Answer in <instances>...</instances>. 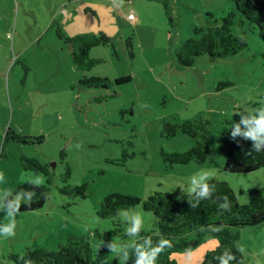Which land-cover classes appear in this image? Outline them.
Segmentation results:
<instances>
[{
	"label": "rangeland",
	"instance_id": "obj_1",
	"mask_svg": "<svg viewBox=\"0 0 264 264\" xmlns=\"http://www.w3.org/2000/svg\"><path fill=\"white\" fill-rule=\"evenodd\" d=\"M232 10L229 0H124L122 6L120 0H0V150L6 155L0 158V190L15 192L32 178L26 173L35 171L22 167L23 157L37 159L49 172L35 173L48 187L44 206L19 212L16 235L0 237V264H15L11 255L37 248L58 251L73 235L88 237L108 264H124L102 247V241L124 242L109 235L115 223L126 229L121 218L98 217L103 198L120 193L145 200L155 191L172 193L201 169L227 182L238 201L247 203L246 194L264 183V168L223 172L218 142L235 111L264 105V45L238 15L232 32L248 41L239 54L202 55L188 68L176 59L182 42L197 37L195 27L219 24ZM100 33L112 43L92 49L89 69L75 65L73 46L65 38ZM84 76L107 78L112 86L84 89L79 84ZM123 77L130 81L115 84ZM199 118L210 123L206 163L167 168L161 153L187 152L194 140L181 132L166 139L163 121ZM7 133L29 142L8 139ZM66 167L67 184L85 185L86 198L60 192ZM129 210L142 215L145 230L157 231L154 216L141 205ZM8 222L0 211V224ZM231 231L239 236L237 246L246 249L243 264H264V223ZM216 240L199 239L190 255L182 251L172 258L200 264Z\"/></svg>",
	"mask_w": 264,
	"mask_h": 264
},
{
	"label": "trees",
	"instance_id": "obj_2",
	"mask_svg": "<svg viewBox=\"0 0 264 264\" xmlns=\"http://www.w3.org/2000/svg\"><path fill=\"white\" fill-rule=\"evenodd\" d=\"M232 3L233 10L228 12L218 24L212 22L207 28L193 29L197 37H191L182 42L177 52V64L181 68L191 67L196 59L202 55L211 58L224 59L229 56L239 54L248 47L247 36L245 34L236 36L232 32L235 20L238 15L241 16L240 24L245 21L252 26L251 30L257 31L259 38L264 45V0H229ZM59 38L63 35L57 33ZM243 37V40H241ZM131 38L126 43L128 47H132ZM68 44L73 46L72 59L75 65L83 69H89L94 63L90 59V52L98 46H107L112 41L104 33L98 35H79L74 38H65ZM130 55H132L130 53ZM130 81L129 77L118 78L115 84H124ZM79 84L84 89H105L108 90L112 83L107 78L101 77H82ZM239 121V116L232 115L230 120L225 122L229 130L223 132L219 138L218 151L224 157L223 172L227 174H249L264 168V152L251 155L247 153L251 149V142L237 138L235 141L230 136V125ZM209 121L199 118L193 121H185L177 124L164 120L162 123V136L166 139L174 138L179 132L194 140V146L187 152L165 153L161 156L167 168L177 165H203L207 161L206 149L209 146L210 138L208 135ZM9 134V137H8ZM8 139L17 140L24 144L28 143L27 137H21L14 133L6 134ZM7 139V140H8ZM6 157L3 149L0 150V158ZM125 158V156H124ZM22 167L25 170L32 169L35 173L42 172L45 176H49L48 170L37 160L33 158L23 157L21 159ZM70 177V169L66 167L65 173L62 175L64 185L60 192L69 196L71 199L79 197L86 198V186L72 187L67 184ZM50 183V180H48ZM210 183L216 185L215 195H227L231 201V212L220 214L218 204L213 200H205L196 208H192L188 203L190 197L183 193L181 188H177L172 193H161L155 191L145 200H141L135 196L120 193H111L103 198L100 210L97 212L99 218L113 219L117 218L116 212L121 207L128 209L142 206L144 212L151 213L155 219L157 231L141 230L142 236H151L153 240L159 239L161 236L168 238L172 247L166 249L158 258L157 264H178L172 258L173 254L180 253L186 249H194L199 239L207 237H216L219 239L221 247L215 248V251L209 250L203 256V264H218L212 260V257L219 255L224 250V246H228L237 259H242L236 252L238 234L231 231L232 228L254 227L264 223V183L260 188H253L246 194L247 203L241 204L234 190L225 181L212 179ZM29 188L28 182L19 186L16 191ZM39 199H34L31 206L22 205L20 212L35 211L41 209L47 199L48 187L41 185L34 189ZM240 193H244L242 190ZM208 226H222V231L215 233L207 229ZM126 229L120 223H115L109 235L117 237L124 242L128 241L125 235ZM195 232L193 238H188L190 233ZM31 258L35 264H108L107 258L101 249L95 251L88 237L70 236L66 243L63 244L58 251H48L45 248H37L29 250L23 255ZM21 255L13 254L11 258L14 262L18 261ZM127 264H133V258L130 257ZM234 264V262H233Z\"/></svg>",
	"mask_w": 264,
	"mask_h": 264
},
{
	"label": "clouds",
	"instance_id": "obj_3",
	"mask_svg": "<svg viewBox=\"0 0 264 264\" xmlns=\"http://www.w3.org/2000/svg\"><path fill=\"white\" fill-rule=\"evenodd\" d=\"M124 0H120L122 6ZM243 40V37H241ZM239 116V121L230 125V136L235 141L240 138L244 141L251 142V149L247 153L264 152V105L260 107L245 108L237 110L233 113ZM80 145H77L79 148ZM32 178L28 180L29 188H24L16 192L8 189L0 190V211L5 214L8 223L0 224V237L10 238L16 235V216L19 214L21 206L30 207L34 199H39L35 188L43 184L42 174L26 173ZM213 179V173L209 170L201 169L190 178L189 184L182 189L190 197L188 203L192 208H196L202 201L213 200L218 204L220 214L231 212L232 204L227 195L218 196L216 193V185L210 183ZM4 181V174L0 172V182ZM117 218H121L126 224L125 235L129 238L127 242L102 241V247L106 248L110 254L121 259L127 264L130 257L133 258V264H157L160 255L168 248L172 247L171 241L161 236L157 240H153L151 236H142L141 230L144 226V219L139 212L131 211L126 207H121L116 212ZM203 230L219 233L222 226H208ZM216 247H221L219 239L216 240ZM235 253H239L241 258L247 255L244 246H236ZM191 249H186L182 255H190ZM215 251V249H212ZM206 255V254H205ZM212 260L218 264H242V259H237V255L228 247L224 246V250L212 257ZM15 264H35L26 254L18 257ZM200 264H203L201 257ZM211 264V262H210ZM258 264V262H257Z\"/></svg>",
	"mask_w": 264,
	"mask_h": 264
}]
</instances>
